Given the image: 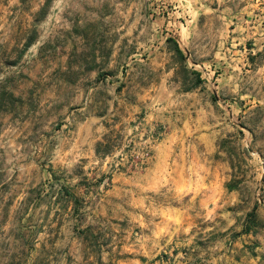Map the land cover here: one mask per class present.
Listing matches in <instances>:
<instances>
[{"label": "rangeland", "instance_id": "374dc122", "mask_svg": "<svg viewBox=\"0 0 264 264\" xmlns=\"http://www.w3.org/2000/svg\"><path fill=\"white\" fill-rule=\"evenodd\" d=\"M0 264H264V0H0Z\"/></svg>", "mask_w": 264, "mask_h": 264}, {"label": "trees", "instance_id": "16d2710c", "mask_svg": "<svg viewBox=\"0 0 264 264\" xmlns=\"http://www.w3.org/2000/svg\"><path fill=\"white\" fill-rule=\"evenodd\" d=\"M173 42H174V44H175L176 52H177L181 57L184 58L185 55H184L182 49L180 48V46L178 45V43H177L176 41H173ZM27 46H28V44H27ZM198 76H200V74H198ZM102 144H103V143H99V146H98V150H97V151H99V147H101Z\"/></svg>", "mask_w": 264, "mask_h": 264}]
</instances>
